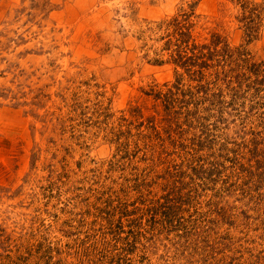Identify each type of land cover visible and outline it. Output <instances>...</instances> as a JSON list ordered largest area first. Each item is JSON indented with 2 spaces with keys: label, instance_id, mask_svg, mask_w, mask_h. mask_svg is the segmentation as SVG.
<instances>
[{
  "label": "rangeland",
  "instance_id": "rangeland-1",
  "mask_svg": "<svg viewBox=\"0 0 264 264\" xmlns=\"http://www.w3.org/2000/svg\"><path fill=\"white\" fill-rule=\"evenodd\" d=\"M0 264H264V0H0Z\"/></svg>",
  "mask_w": 264,
  "mask_h": 264
},
{
  "label": "trees",
  "instance_id": "trees-1",
  "mask_svg": "<svg viewBox=\"0 0 264 264\" xmlns=\"http://www.w3.org/2000/svg\"><path fill=\"white\" fill-rule=\"evenodd\" d=\"M212 45V46H211ZM211 45H201L200 47H199V50L197 51L198 53H194V50L193 51H191L192 52V55H190L189 57L190 58H196V59H202V61H200V63L198 64L199 65V67H205V68H208V67H210V66H212L213 65V63H212V61H216L217 62V60L216 59H218V58H216V59H214L215 57V55L217 54V53H219L220 55H221V52H222V54H228L229 55V53H228V51H227V53H223V51H221L220 52V50H217V47H215L216 45H217V43L216 44H211ZM197 48V46H193V47H191V49H196ZM207 49V51H204L203 49ZM214 48L216 49V50H214ZM219 76V74L218 75H216V77H218ZM215 77V78H216ZM210 83V82H209ZM178 85V84H177ZM214 96H215V94H214Z\"/></svg>",
  "mask_w": 264,
  "mask_h": 264
}]
</instances>
